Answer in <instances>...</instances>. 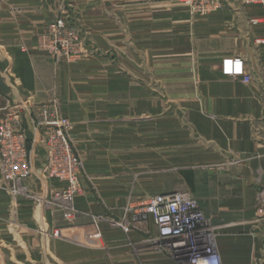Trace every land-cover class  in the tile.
Listing matches in <instances>:
<instances>
[{
	"label": "crops",
	"instance_id": "0c3cea01",
	"mask_svg": "<svg viewBox=\"0 0 264 264\" xmlns=\"http://www.w3.org/2000/svg\"><path fill=\"white\" fill-rule=\"evenodd\" d=\"M0 0V121L57 101L84 165L76 214L63 221L0 189V264H178L148 221L124 234L109 219L151 195L188 192L209 223L220 264H264V6L210 0ZM57 18L89 55L55 63L37 38ZM239 58L250 84L224 76ZM31 193L43 179L38 133L27 130Z\"/></svg>",
	"mask_w": 264,
	"mask_h": 264
},
{
	"label": "built area",
	"instance_id": "2783aa9c",
	"mask_svg": "<svg viewBox=\"0 0 264 264\" xmlns=\"http://www.w3.org/2000/svg\"><path fill=\"white\" fill-rule=\"evenodd\" d=\"M238 1L246 6H264V0ZM261 23L264 19L252 21L253 25ZM256 44L264 46V39L256 41ZM37 49L55 63L72 61L83 55L78 31L65 18H57L38 36ZM261 71L264 74V67ZM221 72L245 85L252 81L239 58L222 60ZM260 99L264 105V92ZM58 109L56 101L30 105L23 108L24 117L19 113H9L0 121L1 188L12 198L36 201L48 209L55 208L64 221L71 222L76 214L74 201L80 193L83 166L69 143V122ZM29 127L38 133V144L45 152L41 174L46 180L63 184L49 197H35L31 193L34 174L28 151ZM126 212L129 214L127 217L109 219L110 227L128 234L142 230L151 220L157 231L155 242L161 243V248L178 264H220L208 239L209 223L188 192L154 195L143 203L127 207Z\"/></svg>",
	"mask_w": 264,
	"mask_h": 264
},
{
	"label": "rangeland",
	"instance_id": "374dc122",
	"mask_svg": "<svg viewBox=\"0 0 264 264\" xmlns=\"http://www.w3.org/2000/svg\"><path fill=\"white\" fill-rule=\"evenodd\" d=\"M181 1V4L183 5V6H185L189 11H192V12H195V11H201L202 12V9H207L211 4H212V1H210V0H180ZM240 2V1H239ZM241 3V2H240ZM242 4V3H241ZM78 36H79V38L80 39H82L81 38V35H80V33L78 32ZM82 45H83V55H80L78 58H76V59H74V60H72V61H77L78 59H81V58H83L84 56H87V55H89L90 53H89V51H88V53H87V50L85 49V45H84V43H83V41H82ZM57 102V101H56ZM58 103V102H57ZM58 108H59V104H58ZM59 110V113H60V115L62 116V117H64L63 115H62V113H61V111H60V109H58ZM67 121H68V119L66 118V117H64ZM69 122V121H68ZM70 127H71V124H70V122H69V130H68V138H69V131H70ZM69 143H70V146H71V148H72V151H73V153L79 158V156L76 154V152L74 151V149H73V147H72V144H71V142H70V139H69ZM29 145V144H28ZM29 146H28V151H29ZM45 153V152H44ZM29 157H30V153H29ZM79 160H80V158H79ZM81 161V160H80ZM81 163H82V161H81ZM82 166H83V175H82V177H81V179H80V181H79V184H80V182H81V180H82V178H83V176H84V165H83V163H82ZM40 172H41V168H40ZM44 179V178H43ZM46 180V179H45ZM2 180H1V175H0V189L11 199V200H17V199H22V198H12V197H10L7 193H6V191L4 190V189H2L1 188V184H2V182H1ZM48 181H55V180H48ZM56 182H58L59 184H60V186L58 187V188H56V190H59V189H61L62 187H63V184L62 183H60L59 181H56ZM56 190H54V191H56ZM80 193H81V188H80ZM80 193H79V195H80ZM51 195V194H50ZM49 195V196H50ZM79 195H77L76 196V198L79 196ZM49 196H46V197H49ZM151 196H154V195H151ZM150 196V197H151ZM75 198V199H76ZM149 198V197H148ZM147 198V199H148ZM28 201V200H27ZM146 201V200H145ZM75 202V201H74ZM138 205V204H137ZM41 206L43 207V208H45V209H47V210H55V208H51V209H48V208H46L42 203H41ZM128 207H130V206H128ZM62 217V216H61ZM127 217V216H126ZM63 219V218H62ZM115 219V218H114ZM64 221V220H63ZM66 222V221H65ZM67 223V222H66Z\"/></svg>",
	"mask_w": 264,
	"mask_h": 264
}]
</instances>
